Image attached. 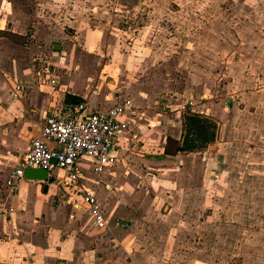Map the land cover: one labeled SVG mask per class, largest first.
<instances>
[{"label": "crops", "instance_id": "crops-1", "mask_svg": "<svg viewBox=\"0 0 264 264\" xmlns=\"http://www.w3.org/2000/svg\"><path fill=\"white\" fill-rule=\"evenodd\" d=\"M13 1L0 0V264H153L161 260L164 257L162 252L166 251V248L162 247L179 246V242H164V235L159 236V232L169 229L181 231L187 228L188 225L184 226L187 223L179 224L180 216L194 215L196 194H199V191L206 193L202 187L207 182L206 174L199 176L197 169L195 170L196 166L201 165L197 153H203L201 158H206V152L200 151L202 146L182 149L186 128L184 110L181 108L187 107L191 111L189 115L208 120L216 121L220 118L214 136L230 144V131L234 129L232 121L241 110L236 104H253L257 100H263L264 88H256V84L259 79L264 80V76L259 75L251 62H248L250 65L247 64L246 68H243V60H237L234 65H226L222 80L217 83L221 93H224L223 89H226V93L215 101L211 94L212 79L208 74L211 68L210 50L204 48L199 51L188 46L177 49L178 62L171 67L173 73L179 76L177 80L172 78V81L166 82L161 72L152 73L145 70L137 81L127 82L121 77L119 87H114L110 82L108 84L102 75L97 76L95 51L91 54L88 50L77 49L75 58L72 54L66 55L67 53L60 56L61 51H56V56L50 55L51 41L59 39L63 42L68 37L63 31V24L56 26L49 16H38L36 8L23 11ZM79 1L75 0L76 7L81 6ZM45 2L60 7L62 11L73 7L68 0H44ZM86 5L87 8L95 9V5ZM94 13L90 18L92 27L85 31L88 35H97L99 38L101 28L96 25L99 21L95 20ZM77 14L78 17L74 20L65 19L75 24L79 35L85 36L86 32H82L85 27L81 24H87L89 13L79 14L77 11ZM42 17L45 21L41 20ZM66 30L71 32L70 29ZM193 34L187 33L183 37L188 40L194 37ZM229 34L240 40L260 37L251 29L236 30ZM225 37L230 43L231 36ZM235 45V51L244 55L241 52L242 42L237 41ZM32 53L37 54L38 60L44 59L38 62V66L31 62V59H35L32 58ZM247 53L252 54L253 51ZM183 55L194 61L198 55L203 56L202 68L199 65L189 68L185 80L181 77L179 68L180 56ZM45 61L47 64L43 63ZM249 67L251 74L245 73L249 71ZM89 69H93V74L96 75V90L100 92L103 81L108 86L104 95L94 101H89V92L85 91L78 79L79 75ZM130 73L129 70V75ZM227 74L231 76L228 78ZM95 75L87 76L86 81L92 82ZM16 85L20 86L21 90L19 96L13 98L12 90ZM121 102L126 103V108L119 117L121 133L112 152L115 156L113 162L95 172L94 160L82 156L78 161V180L69 186L65 185L67 174L61 168L46 171L45 179H28L23 176L16 188L7 184L9 170L28 149L31 139L39 133L41 124L50 113L75 103H83L85 112H90L105 110ZM225 109L228 110L227 114ZM257 129L244 127L245 140L250 142L259 135L261 132ZM237 131L240 135V131ZM210 145V142L207 143L209 150L212 147ZM245 145L242 143L240 147ZM253 147L260 148L258 145ZM247 148L250 146L247 145ZM208 154L210 171L217 166L221 168L220 171L223 168L225 170V152L211 151ZM175 162L183 163L182 167L176 164L180 172L167 179L165 176L168 172L175 173L169 170L174 167L171 164ZM257 166L263 165L259 163ZM154 169H161L162 172L150 182L151 177L148 174H152ZM247 175L249 174L245 176ZM252 176L245 179L249 180L252 186L259 180V183L264 182V177L254 180ZM207 177L212 176L208 174ZM137 179H141L142 184L145 183L143 187L147 190L149 185L152 187L155 184L157 195L162 201L168 200L166 206L162 207L165 213L161 214L160 218L157 208L147 207L150 203L155 204L158 196L154 198L156 200L152 199V202L142 196L137 205L133 204L136 207L134 211L142 213L141 217L126 208L127 205H132L135 193L131 188ZM198 184L203 190H197ZM256 188L255 191L249 190L247 197L259 199L260 202L264 192L259 184ZM82 190L94 193L102 208L105 220L103 226L94 223L93 215L81 201ZM105 196L113 206V213L110 215L102 202ZM208 203L213 206H210L211 216L205 218L202 224L207 223L206 219L221 214L224 224L232 226L230 221L233 220L236 209L231 204L213 200ZM252 204L254 205V200ZM261 206L264 208V201H261ZM149 215H155L159 221L139 223ZM255 215L252 217L253 221L251 220L252 225ZM116 220L121 224H116ZM261 221H264V214L261 217L258 215L256 227L252 228L257 233L253 236V241L260 243L259 234L264 231ZM192 229L194 230V227ZM135 231L140 232L141 239L136 240L138 236L135 238ZM148 231L153 233L151 239ZM96 233H109L114 237L115 243L105 244V239L109 236L98 238Z\"/></svg>", "mask_w": 264, "mask_h": 264}, {"label": "rangeland", "instance_id": "rangeland-1", "mask_svg": "<svg viewBox=\"0 0 264 264\" xmlns=\"http://www.w3.org/2000/svg\"><path fill=\"white\" fill-rule=\"evenodd\" d=\"M13 2L23 11L36 8L38 16H49L56 26L63 24V31L67 33L68 37L63 42L59 39L51 41L49 44L50 55L56 56L57 52L61 51L60 56L67 53L66 55L70 56L69 54H72V57L75 58L74 53L77 49L88 50L91 54L95 51L94 63L97 76L102 75L105 81L108 84L111 83L114 87H119L118 83H120L121 77L125 78L127 82L137 81L141 78L142 73H145V70H150L152 73L161 72L166 82L172 81V78L177 80L179 76L173 73L171 67L178 62L176 59L178 57L177 49L180 48L181 50L188 46L195 47L199 51L204 50V48L210 50L211 68L208 74L212 79L213 92L211 94L215 101L225 96L226 93V89H223L224 93L222 94L221 90L218 89L219 86H217L219 80L220 82L222 80V73L226 65H234L237 60H243L245 61L243 68H246L247 64L250 65L248 62H251L259 75L264 76V0H80L81 6L79 7L74 4L75 0H68V3L73 7L62 8L63 11L60 7L44 3V0H14ZM34 3L35 6H33ZM86 4H89V6L95 5V9L87 8ZM77 11L79 14L82 12L89 13V19L86 20L87 24H81L85 27L82 28V32H86L85 36L79 35L80 32L79 30L76 31L75 24L69 21V19L74 20L78 17ZM93 12H95V20L99 21L96 25L101 28L100 34L102 35L99 34V38L97 35L95 37L88 35V32L85 31L87 28L92 27L90 21L92 19L90 18H92ZM65 18L69 19L66 20ZM41 20L45 21L43 17ZM66 29H70L71 32ZM244 29L246 31L251 29L257 32L260 37L258 39L247 37L240 40L229 34ZM187 33H194V37L187 40L186 37H183ZM227 35L231 36L229 37L230 43L227 42V39H224ZM237 41L242 42L243 51L240 49L239 51L243 52L244 55H240L241 53L235 51L234 48L237 47L235 42ZM54 44H58V46L55 47ZM73 48L74 51L72 52ZM248 51H253V53L246 54ZM31 55L32 58H35L31 59V62L36 66H38V62L44 60H38L35 53ZM180 62L181 77L185 80L189 68L195 67V65L202 68L203 56L198 55L194 61L188 59L187 55H183L180 56ZM43 63L47 64L46 61ZM173 67L175 68V66ZM129 70L131 75H129ZM248 70L245 73L249 72L248 74H251L250 67ZM90 75L92 77L95 75L93 69L84 71L83 74L78 76V79L85 91L89 92V94L85 92L89 95V101H94L104 95L108 86L103 81V87L99 92L98 89L96 90L98 84L96 75L92 82L86 81V77ZM227 76L229 78L231 75L227 74ZM256 88H264V80L259 79ZM236 105L241 110L239 111L240 114L235 115L232 121L234 124V129L230 131L232 143L226 144L222 139L214 136L212 142H210V146H212L210 150L207 144L200 146V151L206 152L207 157L201 158L203 153H197L196 155L198 160L201 161V165L195 168L197 174L199 176L206 174L207 182L202 185L206 193L199 191V194H196L194 215L180 216L179 224L187 223L184 226L188 225V227L181 231L169 229L168 231L159 232V236L164 235V242L177 244L178 240L179 246L162 247V249L166 248V251L162 252L164 257L153 262V264H264V231L259 232L260 243L259 241H253V236L257 233L252 229L256 227L255 221L257 222L258 215L261 217L264 214L263 204L261 206V201H264V194L260 202H258L259 199L247 197V192L249 190L255 191L258 184L264 192V182L259 183V180L258 183L252 186L249 180L245 181L247 177L250 179L252 175L254 180L264 177V99L257 100L253 104L251 102H238ZM181 109L184 110L186 128V116L191 111L187 107ZM227 112L228 110L225 114ZM258 113L260 114L258 115ZM210 121L213 122L214 120ZM217 121H221V119L219 118L213 122L215 124L212 128L214 134L217 132L219 123ZM244 127L258 128L257 130L260 129L261 133L249 142L244 138ZM237 130L240 131V135L237 134ZM242 143L246 145L240 147ZM247 145L250 148H247ZM256 145L260 148L253 147ZM211 151L225 152L224 159L227 167L225 170L223 168V172L220 171L219 166L213 167L212 171L209 170V163L211 162L208 152ZM189 161L192 165L190 159ZM177 163L171 164L174 167L169 170L175 173L168 172V175L165 176L167 179L175 177L180 172ZM205 163L206 165H204ZM242 163L245 165L242 166ZM259 163L263 166H257ZM178 164L180 167L183 165L182 162ZM160 170L154 169L151 171L152 174H148L151 177L150 182L160 176V172H162ZM208 174L212 177H207ZM246 174L249 175L245 176ZM140 180L137 179L132 184L131 191L135 194L132 205L126 206L128 210L134 211V208H136L134 205L140 202L142 196L148 198L150 202L158 196L155 184L154 187L149 185L147 190L143 187L145 183L142 184ZM127 186L129 185L127 184ZM197 190H203L199 188V184ZM212 200L218 203L227 202L236 209L233 220L230 221L232 226L229 227L224 224L221 214L206 219L207 223L202 224L205 218L211 216V207L213 206L208 201L211 202ZM253 200L254 205L252 204ZM102 202L107 213L109 215L113 213L112 203L107 196L103 198ZM166 202L168 200L162 201L158 196L155 204L150 203L147 207L157 208L160 218L161 214L165 213L162 207L166 206ZM134 212L138 211L135 210ZM136 214L141 217L142 213ZM254 215L255 220L252 225ZM142 221L154 223L159 220L156 219L155 215H149L140 220L139 223L142 224ZM261 222V226H264V221ZM135 234V238L138 236L136 240L141 239L139 231H135ZM152 234L148 231L150 239ZM97 236L98 238L109 236L104 242L107 245L115 243L114 237L110 236L109 233H98ZM110 238H113V240L109 241Z\"/></svg>", "mask_w": 264, "mask_h": 264}, {"label": "built area", "instance_id": "built-area-1", "mask_svg": "<svg viewBox=\"0 0 264 264\" xmlns=\"http://www.w3.org/2000/svg\"><path fill=\"white\" fill-rule=\"evenodd\" d=\"M21 87L16 85L12 97H18ZM126 103H115L105 110L85 112L83 103H75L45 117L39 133L30 141L28 149L9 170L7 184L16 188L25 168H42L50 172L61 168L67 174L65 185L78 180V161L82 156L94 160L93 170L99 171L113 162V150L121 133L120 115ZM67 186V187H68ZM81 201L94 217L97 226L105 223L102 208L90 190L80 192ZM116 224H121L116 220Z\"/></svg>", "mask_w": 264, "mask_h": 264}, {"label": "trees", "instance_id": "trees-1", "mask_svg": "<svg viewBox=\"0 0 264 264\" xmlns=\"http://www.w3.org/2000/svg\"><path fill=\"white\" fill-rule=\"evenodd\" d=\"M214 123L206 118L187 115L186 133L182 143V149H189L196 146L205 145L214 138L212 128Z\"/></svg>", "mask_w": 264, "mask_h": 264}, {"label": "water", "instance_id": "water-1", "mask_svg": "<svg viewBox=\"0 0 264 264\" xmlns=\"http://www.w3.org/2000/svg\"><path fill=\"white\" fill-rule=\"evenodd\" d=\"M23 176L28 179H45L46 171L42 168H25Z\"/></svg>", "mask_w": 264, "mask_h": 264}]
</instances>
